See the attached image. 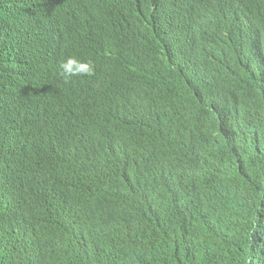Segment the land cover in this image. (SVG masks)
I'll return each mask as SVG.
<instances>
[{
  "label": "trees",
  "instance_id": "1",
  "mask_svg": "<svg viewBox=\"0 0 264 264\" xmlns=\"http://www.w3.org/2000/svg\"><path fill=\"white\" fill-rule=\"evenodd\" d=\"M10 1L0 0V7ZM31 1L48 13L19 42L0 36L1 78L21 71L41 32L57 37L54 67L69 52L75 55L85 33V10L96 9L91 0H76L70 11L60 14L59 0ZM103 1L111 4L112 11L125 8L127 25L113 24L111 30L123 40L128 67L86 88V98L71 107L70 119L56 134L39 128L26 137L25 154L43 150L46 161L42 165L59 164L70 187L52 191L36 175L34 184L41 191L43 207L24 219L0 214V264H264V7L253 6L250 0H210L208 24L196 31L179 15L169 14L177 0ZM226 50L224 68L249 73L254 85L199 87L197 73L215 53ZM96 63L99 72L107 69L108 61ZM29 70L34 71L33 64ZM191 70L197 73L188 76ZM144 75L156 78L157 93L168 101L191 86L198 92L197 109L211 119L226 160L220 183L211 181L197 194L180 197L156 185L147 194L139 173L124 159L92 155L95 144L84 127L92 116L100 127L134 143L143 161L196 146L192 137L180 131L169 102H161L158 94L145 95L139 84ZM219 115L225 127L216 123ZM8 174H3L5 181L0 175V200L8 194ZM109 208L138 223L137 229L145 232L155 249L163 248L164 253L174 249L175 253L155 252L152 259L153 250L148 254L126 251L125 245L100 229L99 216ZM56 217L66 223L64 230L57 229ZM194 218L200 220L184 229L182 222ZM93 231L97 241L88 253V245L81 243Z\"/></svg>",
  "mask_w": 264,
  "mask_h": 264
},
{
  "label": "clouds",
  "instance_id": "2",
  "mask_svg": "<svg viewBox=\"0 0 264 264\" xmlns=\"http://www.w3.org/2000/svg\"><path fill=\"white\" fill-rule=\"evenodd\" d=\"M95 3L96 9L91 13L86 11L82 22L85 33L76 48V54L63 59L59 66L54 67L53 47L56 45L57 37H51L43 32L36 34L33 40V48L27 55L24 66L20 71L11 77H0V125L4 124L3 135L0 134V160L4 157L2 174L11 173L13 180L10 182L8 194L5 200H0V214L5 216H18L24 219L26 215L43 207L41 200V191L33 183L35 191L23 187V195L29 201L27 209L23 210L24 216L18 215L17 201V172L25 174L33 167L37 169L40 162H31L30 156L18 153V148L24 150V142L30 132L43 128L48 133H57V128H62L64 121L70 119L71 107L81 104L86 98V88L98 84L100 80L106 78L111 72L115 75L124 72L127 69V49L123 47L121 36L111 30L113 24L120 26L127 25L125 11L122 8L120 12L111 10V4L103 0H91ZM76 0H59V6H63L59 13L70 11L75 5ZM175 7L169 14H176L181 17L184 24L192 30H201L208 24L210 14V0H177L173 2ZM194 4V7L191 4ZM253 6L264 7V0H250ZM48 12L41 11L38 5L31 0H12L2 4L0 7V31L3 37L8 39L9 28L13 33V42H19L25 38L26 33H31V28L37 26V22L43 21ZM58 12H54L57 14ZM20 15V24L18 16ZM114 19L115 22L111 21ZM107 27H110L107 29ZM21 28V29H20ZM107 29L106 31L104 30ZM108 33V34H107ZM21 36H18V35ZM45 37V40H41ZM110 37V38H108ZM228 37V34L226 35ZM108 38V39H107ZM73 48V46H71ZM112 49V54L108 52ZM229 50L221 53H215L198 74L199 87L218 88V87H252L254 80L249 73H234L224 68L226 58L229 56ZM123 59L122 65L120 60ZM96 60L108 61V65L102 73L98 71ZM127 62V64H125ZM34 65V71H30V65ZM197 68L196 66H194ZM59 68L57 75L51 74V70ZM113 77V76H112ZM109 77L108 80L112 78ZM61 79V81H60ZM60 81V83H59ZM67 83V84H66ZM72 85L73 92L70 95L66 87ZM146 96L156 97L162 102L165 97L157 93L158 82L156 78L150 75H144L139 82ZM41 92L46 95H41ZM50 103H45L46 97ZM199 94L195 88L188 87L182 95L173 101H168L172 115L178 120L179 129L183 133L195 140L196 146L190 151L180 152L170 157L161 156L151 161H143L139 148L128 139L119 136L115 131L99 126L97 119L92 122V117L88 118L84 127H91L89 136L95 144L92 155L95 157L111 154L110 158L114 160H125L134 173H139L143 180L144 191L148 194V189L154 185L164 189L165 193H170L173 197L182 195L197 194L203 187H209L210 182L220 183L219 176L223 179L224 175L220 170L224 164L225 156L220 145H218V132L211 124V119L204 112L197 109V98ZM42 101V102H40ZM41 104H47L46 108L37 107ZM235 116L233 115V118ZM232 118V116H231ZM216 123L224 126L223 115L216 117ZM21 124V125H20ZM14 127V133L10 138L11 128ZM19 127H22L23 137L18 140ZM180 134V135H183ZM230 133V131H229ZM99 134V135H98ZM13 139V140H12ZM4 144V153L1 155ZM102 141V142H101ZM10 142L14 143L13 162L8 149ZM20 142V145H18ZM21 153V154H20ZM43 176L41 179L47 183L52 191H65L70 187L68 176L61 170L57 163L43 165ZM1 169V168H0ZM19 169V171H17ZM10 178V179H12ZM30 186L26 184L24 186ZM33 193H37L34 197ZM117 195V190L113 198ZM13 199V200H12ZM66 217V216H65ZM100 229L109 233L116 241L125 245L126 251H135L148 254L153 250L152 259L156 257L155 252L160 254L175 253L174 249H167L164 253L163 248L155 249L149 243L145 232L137 229L139 225L134 220L126 217L120 210L109 208L100 216ZM65 220V219H63ZM63 220L57 221V229L64 230L66 223ZM192 220L182 222L184 229H188L189 224L199 221ZM87 237L83 240L82 247L88 245L87 252H91L97 241V233H86ZM81 246V245H80ZM144 254V255H145Z\"/></svg>",
  "mask_w": 264,
  "mask_h": 264
},
{
  "label": "bare ground",
  "instance_id": "3",
  "mask_svg": "<svg viewBox=\"0 0 264 264\" xmlns=\"http://www.w3.org/2000/svg\"><path fill=\"white\" fill-rule=\"evenodd\" d=\"M235 1H241V0H235ZM20 2H21V0H19V4H20ZM191 6H193L194 7V4L192 3L191 4ZM17 20H18V23L20 24V22H19V20H20V15L18 16V18H17ZM110 27H107V29H109ZM21 29V28H20ZM107 29H105L104 28V30L106 31ZM108 34V33H107ZM4 34H3V32L2 31H0V36H3ZM18 36H21L20 34L18 35ZM219 36V35H218ZM108 38H110V37H108ZM107 38V39H108ZM8 40L10 41V42H13V33H12V30H11V28H9V33H8ZM41 40H45V37H43ZM110 55L112 54V49H110V51L108 52ZM2 57V52H1V56H0V58ZM123 59H121L120 60V65H122V63H123ZM166 63V62H165ZM170 63H172V64H174V65H176L174 62H170ZM125 64H127V62L125 63ZM121 68L122 69H124V70H126L124 67H122L121 66ZM58 70H59V68H57L56 70H54V68H53V70H51L50 71V73L52 74L53 72H54V74H52V76L53 75H57V72H58ZM22 71V70H21ZM193 72H195V73H197V71H195V70H191L190 71V74L188 75V76H191L192 74H193ZM60 81H61V79H60ZM60 81H59V83H60ZM62 82V81H61ZM67 84V83H66ZM61 86H63V87H66L65 89H67L68 90V93L71 95L72 94V92H73V86L72 85H64V84H61ZM41 95H46V94H43L42 92H41ZM51 95H48L47 97H46V101H43V102H45V103H50L51 101H47V98H51L50 97ZM108 99V98H107ZM40 102H42V101H40ZM144 102H146V100H144ZM107 104L109 103V100H107V102H106ZM37 107H43V108H46L47 107V104H41V105H38ZM77 115H79V112H77V113H74V116H77ZM92 122L95 120L94 119V117L92 116ZM21 125V124H20ZM5 126H4V124H1L0 125V134H2L3 135V128H4ZM14 127H12L11 128V131H10V133H9V135H10V138L12 137V132L14 133V129H13ZM21 128L22 127H19V134L17 135L18 136V140L20 141V139L23 137V133H22V130H23V128H22V130H21ZM85 130H86V132H88L89 134L91 133V127H87V128H85ZM99 135V134H98ZM13 140V139H12ZM83 142H84V140H83ZM83 142H81V144L83 143ZM102 142V141H101ZM18 145H20V142H19V144ZM2 146H3V149L1 150V155L4 153V155L6 154L5 153V150H4V144H3V141H2ZM8 152H9V154H10V156H11V158H12V160H9V165H11V163L13 162V155L15 154V152H14V143L13 142H10V144H9V149H8ZM19 152H21V153H23L24 152V150L23 149H19L18 148V153ZM20 153V154H21ZM30 158H29V160L31 161V162H40V166L37 168V169H34L33 167H31V169H29L28 171H26L25 172V174H23L22 172H17V174H16V177H17V184H18V186H17V201H16V205H17V208H18V215L19 216H24V214H23V210H25V209H27V211H30V209H29V207H28V204H29V201L25 198V196L23 195V193H22V191H23V187H25V188H29V190L30 191H35L36 189L34 188V186L32 185L31 186V184H33L34 182H35V178H36V175H38L39 177H41V176H43V171H45L46 169L45 168H42L43 167V165L42 164H44L45 163V152H43V150H41V151H39V150H36V151H34V152H30ZM5 158L6 157H4L2 160H0V175L2 176V178H3V180H4V175L1 173L2 172V170H3V163L5 162ZM48 161V160H47ZM47 164H48V162H47ZM17 171H19V169H17ZM9 175V177L10 178H12L13 177V175L11 174V173H9L8 174ZM13 180V178L12 179H10L9 181L11 182ZM5 181V180H4ZM25 183L26 184H30V186L28 185V186H24L25 185ZM34 194V197L37 195L38 196V194L37 193H33ZM3 200H5V195H3ZM13 200V199H12ZM20 209L22 210V211H20ZM40 215L41 216H44L43 215V213H40ZM62 219H63V215H62V217H61ZM20 222H22L21 220H20ZM55 223V222H54ZM18 235V234H17Z\"/></svg>",
  "mask_w": 264,
  "mask_h": 264
},
{
  "label": "water",
  "instance_id": "4",
  "mask_svg": "<svg viewBox=\"0 0 264 264\" xmlns=\"http://www.w3.org/2000/svg\"><path fill=\"white\" fill-rule=\"evenodd\" d=\"M175 90H177V91H181V86L180 85H178V84H176L175 85ZM20 211H22L21 209H20Z\"/></svg>",
  "mask_w": 264,
  "mask_h": 264
}]
</instances>
